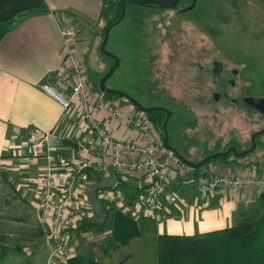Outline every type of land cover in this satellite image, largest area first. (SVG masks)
<instances>
[{
    "label": "crops",
    "instance_id": "crops-1",
    "mask_svg": "<svg viewBox=\"0 0 264 264\" xmlns=\"http://www.w3.org/2000/svg\"><path fill=\"white\" fill-rule=\"evenodd\" d=\"M115 1L106 4L105 0H0V23H11L0 41V243L26 247L23 254L9 250L1 255L0 251V264H64L66 260L46 243L48 228L36 205L32 181L48 166L62 168L70 163L76 145L86 141L87 131L77 103L64 110L43 86L53 85L63 69L65 45L60 30L76 32V43L82 47L90 44L92 35L99 36L102 30L105 9H111L110 17L115 14ZM181 1L128 0L130 6L160 11L176 9ZM98 117L103 125L115 127L108 114L101 112ZM32 128L46 131L50 137L42 157L25 169V141ZM111 131L116 138L129 135L120 125ZM99 149L96 144V150ZM221 164L234 174L251 171L245 166L251 165L248 162ZM255 165L260 170H255V177L264 176V159ZM4 174L7 182L2 178ZM187 187L176 186L181 200L177 199L168 209L170 213L157 212L154 221H150L155 225L145 227L153 231V238L162 234L159 219L172 215L178 216L179 221H165L163 233L192 236L230 227L258 197L253 191L251 202L245 204L244 200L233 201L232 193L221 191L212 203L219 209L199 211L194 206L197 191ZM71 238L72 256L83 250L94 254L89 243L83 247L72 235Z\"/></svg>",
    "mask_w": 264,
    "mask_h": 264
},
{
    "label": "rangeland",
    "instance_id": "rangeland-1",
    "mask_svg": "<svg viewBox=\"0 0 264 264\" xmlns=\"http://www.w3.org/2000/svg\"><path fill=\"white\" fill-rule=\"evenodd\" d=\"M105 2L109 4V0ZM192 3L193 0H183L178 3L176 9L165 11L129 4L125 8L121 22L112 26L109 31L105 51L119 62V66L107 80L106 86L128 95L143 107H161L170 111L173 114L171 121L174 122L169 124L171 147L188 162L199 163L203 153L187 151L184 147V136L180 135L178 130L179 126L185 128L192 120H197L200 126H205L200 123L204 117H189L186 110V107L195 108L194 102L187 98L188 83L192 82L191 67L196 62L200 50L204 49V54L208 55L209 60L213 59L210 56H214L233 66L239 72L242 81L249 83V86L264 95V0H195L194 7L189 9ZM110 11L109 8L105 9L104 22L112 18ZM90 42L84 47L80 46L78 50L83 59L87 78L98 85L101 78L114 66V60L101 53L100 34L92 35ZM189 52H192L193 57L189 58ZM191 59V62H186ZM164 67L173 68L169 89L175 99L185 102L184 105L169 99L163 93H155L154 69L162 71ZM207 81L210 93L213 90L212 79L208 78ZM211 105L216 107L217 103ZM125 108L130 110L133 106L125 105ZM220 119L221 117H206L210 125L208 135L218 134L219 128L222 127ZM233 121L235 122V119ZM236 125L243 126L246 140H249L253 132L264 129V123L258 121L257 117L256 123L241 121ZM196 130L201 131L198 134L201 137L206 132L205 128L197 127ZM186 132L190 137L192 131L188 129ZM250 143L251 139L247 144ZM262 143L264 134L260 135L259 142H255L253 151L244 156L242 163L248 162L254 166L259 159H264ZM257 166L255 165L256 168ZM215 169L225 175L234 174L221 164V161L214 160L202 166L199 172L207 173ZM250 170V174H247L255 176L254 168ZM186 189L197 191L194 194L196 199L194 206L199 211L219 209L212 204L215 195L198 191L193 186ZM176 197L178 201L182 198L180 193ZM210 204L212 205L207 207ZM83 208L85 215L92 214L89 205L85 204ZM168 220L179 221V217L172 215L159 219L161 233L164 232L165 221ZM238 221L232 222L231 226ZM138 223L144 230L141 238L131 242L128 247L108 254H105L102 248L110 236L109 232L87 235V242L95 258L101 264H155L153 231H148L145 227L155 225L156 222L149 221L143 225L140 221ZM72 246L73 244L71 248ZM71 254L73 255V252Z\"/></svg>",
    "mask_w": 264,
    "mask_h": 264
},
{
    "label": "built area",
    "instance_id": "built-area-1",
    "mask_svg": "<svg viewBox=\"0 0 264 264\" xmlns=\"http://www.w3.org/2000/svg\"><path fill=\"white\" fill-rule=\"evenodd\" d=\"M60 34L65 45L63 69L55 83H47L43 90L64 110L77 103L87 139L76 145L70 163L62 168L48 166L32 181L36 205L48 228L46 243L55 246V253L66 259L72 256L71 230L93 216L85 215L83 206L89 205L87 194L91 185L106 177L112 176L115 182L111 188L96 193L104 211L107 207L115 209L137 222L154 219L157 212L170 213L168 209L177 201L176 186H194L212 195L227 191L232 193L233 201L244 200L245 204L251 202L253 191L258 196L264 192V177L225 175L216 169L195 175L193 169L163 145L157 130L142 112L109 102L103 92L94 88L86 76L76 32L61 29ZM101 112L110 116L115 127L102 124L98 117ZM118 125L129 136L116 138L111 129ZM49 137L41 129L30 130L23 168H29L42 157ZM88 172L94 177L92 181ZM124 182L144 190L128 198L122 192Z\"/></svg>",
    "mask_w": 264,
    "mask_h": 264
},
{
    "label": "trees",
    "instance_id": "trees-1",
    "mask_svg": "<svg viewBox=\"0 0 264 264\" xmlns=\"http://www.w3.org/2000/svg\"><path fill=\"white\" fill-rule=\"evenodd\" d=\"M115 2V14L104 23L100 32L101 41L105 30L120 17L121 0H116ZM128 4V0H125V8ZM10 25L11 23H0V41L9 31ZM92 84L94 88L98 89L97 84L93 82ZM104 96L109 102H117L121 106L131 105V103L120 96L112 94H105ZM134 109L138 111L135 107ZM143 116L161 135L165 114L157 111L150 114L143 113ZM209 154V152H203L202 157ZM228 158H232L231 160L236 164H244L241 160L244 157L236 158L231 154ZM214 161L226 160L217 158ZM245 166L260 172L254 166L249 164ZM192 172L195 175L200 174L199 169ZM88 174L89 179L92 181L94 178L92 173L88 172ZM2 178L7 182L5 174L2 175ZM143 190L133 187L130 183L124 182L122 184V192L128 198H134L142 193ZM15 196L19 195L16 194ZM147 221H151V219L140 220L142 225ZM143 231L139 223L128 214L107 207L102 218L97 219L91 216L84 219L77 228L71 230V235L78 245L88 247L87 235L109 232L110 236L102 248L103 252L108 254L126 247L135 239L141 238ZM153 241L155 264H264V192L257 197L241 219L230 227L192 236L158 233ZM9 250L23 254L26 251V247L21 245L7 246L0 243L1 255H4ZM64 264L101 263L95 258V254L87 253L83 250L67 258Z\"/></svg>",
    "mask_w": 264,
    "mask_h": 264
},
{
    "label": "flooded vegetation",
    "instance_id": "flooded-vegetation-1",
    "mask_svg": "<svg viewBox=\"0 0 264 264\" xmlns=\"http://www.w3.org/2000/svg\"><path fill=\"white\" fill-rule=\"evenodd\" d=\"M191 55L192 52H189V58L193 57V55ZM210 57H212L213 59L209 60L208 55L204 54V49L200 50L196 62L191 67L192 82L188 83L189 89L187 93L188 100H192L195 104V108L188 109L186 107L187 114L189 115V117H204L203 122L201 121L200 123L205 126H200L197 120H192L189 124H186L185 128L179 126L178 130L180 132L179 134L184 136V147L187 149V151L210 153L209 155L202 157L199 162L210 155L222 154L229 151L226 158H224L226 161H221V163L232 165L234 164V161L231 160L232 158L229 159L228 156L233 154L236 157V155L234 154V150L237 153H242L246 150H249L251 147V143L249 145L247 143L250 141L251 136L254 134L253 132L249 140H246L243 126L236 125V123L241 121H243L244 123L246 121H252L253 123H256V117L258 118V121L264 123V95L259 94L253 87L249 86V83L242 81L239 78V72L233 66L225 64L220 58H214V56ZM191 61L192 59L186 62ZM172 69V67H164L162 68V71L154 69V78L156 80L155 93H163L167 95L169 99L184 105V101L175 99L170 92L169 85L170 83H172ZM208 78L212 79L211 85L213 87V90L210 93L208 92ZM191 93L193 95H191ZM212 103H217V106L212 107ZM172 115L173 114L171 113V117H169L168 119L166 128L168 134L167 143L170 148L172 147L169 143L171 139L169 124L174 123L171 121ZM206 117H221L220 124L222 125V127L219 128L220 130L216 136L208 135V131H210V125L209 123H207ZM165 118L166 114L163 119V123ZM233 119H235V122L233 121ZM232 122L235 124H231ZM163 123L161 135L158 133L160 135L162 143ZM197 127L206 129V132L202 137L198 135L201 131L196 130ZM188 129L192 131L190 137H188L186 132V130ZM259 138L260 136L256 137V143L257 141L259 142ZM262 145L264 146V143H262ZM241 160L244 161V159ZM212 161L213 160L207 162V164H210Z\"/></svg>",
    "mask_w": 264,
    "mask_h": 264
},
{
    "label": "water",
    "instance_id": "water-1",
    "mask_svg": "<svg viewBox=\"0 0 264 264\" xmlns=\"http://www.w3.org/2000/svg\"><path fill=\"white\" fill-rule=\"evenodd\" d=\"M194 3H195V0H193V3H192V5L190 6L189 9H192L194 7ZM124 13H125V0H121V14H120V17L118 18V20H116L114 23H112L105 30V33H104V36H103V40H102V43H101V46H100L101 53L105 54L106 56H108V57H110V58H112L114 60V66L101 78V80L99 81V84H98V89L101 92H103L104 94H112V95H117V96H120V97L124 98L126 101L131 103V105H133L139 112H142L144 114H150L152 112H157V111L165 113L166 114V118H165L164 123H163V143H164V146L167 149H169L172 153H174L176 156L181 158L182 162L185 165H187L189 168H191L193 170H198L202 166L207 164V162H209L211 160H214V159H217V158H226V156L228 155L229 151H227L225 153H222V154L210 155V156L204 158L201 162H199L197 164L188 162L187 160L183 159L175 149L170 148L168 146V143H167L168 134H167V129L166 128H167L168 119H169V117H171V112L170 111H168L166 109H163V108H160V107L144 108L140 103H138L137 101L131 99L128 95H126L124 93H120V92L114 91V90H111V89H109L106 86L107 80L112 76L114 71L117 69V67L119 66V62L112 55H110L109 53H107L105 51V47L107 45L108 35H109V31H110L111 27L114 26V25H117L118 23L121 22V20L124 17ZM262 134H264V130L258 131V132L254 133L252 135V137H251L252 146H251V148L249 150H246V151H244L242 153H237L234 150V154L236 155V157L237 158H241V157H244L245 155L249 154L250 152H252L254 147H255V139H256V137H258V136H260ZM114 182H115V180H114V178L112 176L100 179L99 182L92 184L90 189H89V191H88L87 202H88V204H89V206L91 208V212H92L93 216L95 218H97V219L102 218L104 216L105 211H104V208H103V203L97 199L96 193L99 190L111 188L112 185L114 184Z\"/></svg>",
    "mask_w": 264,
    "mask_h": 264
}]
</instances>
